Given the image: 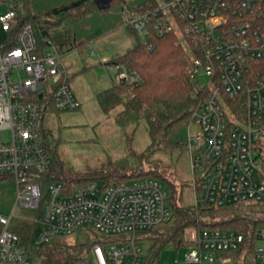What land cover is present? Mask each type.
Wrapping results in <instances>:
<instances>
[{"label": "built area", "instance_id": "obj_1", "mask_svg": "<svg viewBox=\"0 0 264 264\" xmlns=\"http://www.w3.org/2000/svg\"><path fill=\"white\" fill-rule=\"evenodd\" d=\"M12 0H0V31H10L18 13ZM124 27L145 42L150 32L174 35L189 52L188 77L201 96L186 127L193 208L264 202V0H161L141 14L123 10ZM114 82L135 87L138 75L119 66ZM61 53L48 42L39 49L33 27L23 24L15 45L0 44V175L15 188V206L35 210L33 244L89 229L102 236L77 264H144L137 234L170 224L172 212L164 186L155 179H133L103 188L97 182L70 193L46 183L51 159L44 146L45 106L34 99L46 87L57 112L80 108L68 84ZM132 98V94L127 95ZM0 217V264H40L28 259L18 236ZM180 264H233L243 237L220 230H189ZM254 264H264V226L256 232Z\"/></svg>", "mask_w": 264, "mask_h": 264}, {"label": "trees", "instance_id": "obj_2", "mask_svg": "<svg viewBox=\"0 0 264 264\" xmlns=\"http://www.w3.org/2000/svg\"><path fill=\"white\" fill-rule=\"evenodd\" d=\"M94 1L74 0L51 5L50 0H12V9L18 13V17L10 31L4 33V48L13 47L19 28L25 23H30L40 50L45 49L50 42L57 50L59 48L61 51H70L76 44V35L69 28L70 23L94 19L110 14L113 10L122 12L126 9L132 14H141L155 8L159 3L157 0H138L130 5L126 0H110L109 7L100 10ZM19 3L23 13L16 10ZM125 29L130 35L137 37L135 31L127 27ZM188 58L189 52L178 44L174 35L158 37L149 32L145 42L138 40L134 47L107 62L108 66L122 67L139 77L135 87H123L113 82L111 87L97 95L98 105L104 114L122 107V111L115 118L119 125L133 123L141 118L146 122L150 144L145 151L132 153L137 165L130 169L113 162H108L102 169L85 173L64 168L57 151L59 142L49 137L44 127L45 114L48 111L57 112L47 91L50 88L48 85L41 97H34L45 106L41 120L42 133L45 149L51 159L50 173L42 179L46 183H61L65 191L70 193L74 188L89 182H97L106 188L133 179H144L142 175L156 174L155 177L159 179H148L158 180L168 188L169 196L166 202L172 212V221L167 229L143 233L150 243V262L167 244H172L175 248L188 247L190 244L184 242V230L195 227L199 231L213 229L240 234L243 237L241 247L227 255L232 258L233 264H254L256 232L264 226V219L256 217L264 212H255L253 209L264 206V202H239L222 207L199 205L193 208L183 204L180 190L176 191L173 184L157 175V167L149 169V173L143 171V164H148L150 156L155 153L178 157L184 151L186 127L201 100V96L194 94L195 82L191 81L187 74ZM129 94H132V98L127 97ZM0 181L11 183L8 177L1 175ZM235 207L239 209L235 211ZM243 208L247 210V214L240 211ZM229 209L233 211H227ZM222 211L227 212L221 214ZM36 230L35 223L23 220L19 221L11 232L18 236L19 245L28 259L40 264H76L86 257L92 245L106 242L102 236L90 230L91 235L85 245L56 242L34 248Z\"/></svg>", "mask_w": 264, "mask_h": 264}, {"label": "rangeland", "instance_id": "obj_3", "mask_svg": "<svg viewBox=\"0 0 264 264\" xmlns=\"http://www.w3.org/2000/svg\"><path fill=\"white\" fill-rule=\"evenodd\" d=\"M72 1L74 0H50V4L59 5ZM126 1L133 5L138 0ZM16 10L23 13L20 3ZM123 25L124 16L119 10H113L110 14L100 15L94 19L72 22L69 28L76 35L74 48L70 51H61L58 48L61 61L69 72V87L79 101L80 108L69 112L48 111L45 114L44 127L48 131V136L59 142L58 155L68 171L92 172L102 169L108 162L130 169L137 165L132 153H141L150 144L147 125L143 118L133 123L119 125L115 118L122 111V107H117L110 113L104 114L97 102V95L112 86L117 73L111 66H105V64L134 47L140 40L138 33L135 32L137 37L130 35ZM3 38L4 35L0 32V44ZM102 59L108 61L103 62ZM7 135V132H1L0 140L7 139ZM142 167L144 173H149V169L157 167V175L173 184L176 191H181L183 204L193 207L194 193L190 162L185 148L178 157L155 153L150 156V162L143 164ZM155 176L156 174H148L142 175V178L159 179ZM164 190L167 200L169 191L166 186ZM14 202V186L0 181V217L9 218ZM259 207L254 208L253 211L264 212V206L260 207L261 209ZM235 209L239 208L235 207ZM227 211L230 212L233 209ZM227 211L220 213L224 214ZM240 211L247 214L245 208ZM14 215L15 217L10 220L7 228L10 232L19 221L33 222L38 218L35 210L20 206L16 207ZM256 218L264 219V214ZM170 224L160 225L156 227V231L167 229ZM37 230H39L38 226ZM189 230L199 231L195 227H188L184 230V242L187 245L190 244ZM90 235L89 229H80L69 235L55 236L50 243L85 245ZM137 239L141 247L142 261L147 264H180L187 251L185 247L175 248L174 245L167 244L150 262L152 256L149 253V241L144 238L143 233H138ZM33 247L39 248L35 244Z\"/></svg>", "mask_w": 264, "mask_h": 264}, {"label": "water", "instance_id": "obj_4", "mask_svg": "<svg viewBox=\"0 0 264 264\" xmlns=\"http://www.w3.org/2000/svg\"><path fill=\"white\" fill-rule=\"evenodd\" d=\"M94 3L98 9L103 10L109 7L110 0H95Z\"/></svg>", "mask_w": 264, "mask_h": 264}, {"label": "crops", "instance_id": "obj_5", "mask_svg": "<svg viewBox=\"0 0 264 264\" xmlns=\"http://www.w3.org/2000/svg\"><path fill=\"white\" fill-rule=\"evenodd\" d=\"M3 10V8L2 7H0V12ZM1 32V31H0ZM3 35H4V33L3 32H1ZM102 61L103 62H106V61H108V60H105V59H102ZM105 66H106V64H105ZM9 184H11V183H9ZM16 207L17 206H15V202H14V206H13V209H12V212L11 213H14V211H15V209H16ZM11 215V214H10Z\"/></svg>", "mask_w": 264, "mask_h": 264}]
</instances>
